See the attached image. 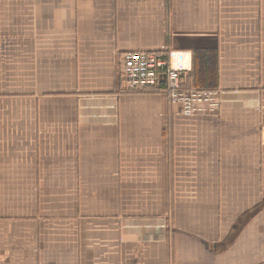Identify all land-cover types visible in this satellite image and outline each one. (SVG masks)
<instances>
[{"label": "crops", "instance_id": "0c3cea01", "mask_svg": "<svg viewBox=\"0 0 264 264\" xmlns=\"http://www.w3.org/2000/svg\"><path fill=\"white\" fill-rule=\"evenodd\" d=\"M0 264H264V0H0Z\"/></svg>", "mask_w": 264, "mask_h": 264}, {"label": "built area", "instance_id": "2783aa9c", "mask_svg": "<svg viewBox=\"0 0 264 264\" xmlns=\"http://www.w3.org/2000/svg\"><path fill=\"white\" fill-rule=\"evenodd\" d=\"M167 49L150 52H128L123 54L122 74L128 91L139 92L157 87L160 74L166 82L163 95L178 107L184 116L215 114L221 106V93L215 89L187 88L181 82L183 66L177 64L176 54Z\"/></svg>", "mask_w": 264, "mask_h": 264}, {"label": "bare ground", "instance_id": "6f19581e", "mask_svg": "<svg viewBox=\"0 0 264 264\" xmlns=\"http://www.w3.org/2000/svg\"><path fill=\"white\" fill-rule=\"evenodd\" d=\"M175 56H176L175 58H176V60H177V62H178V63H177V62H176V63L179 64L178 59H179V57H181L182 55L177 53Z\"/></svg>", "mask_w": 264, "mask_h": 264}, {"label": "trees", "instance_id": "16d2710c", "mask_svg": "<svg viewBox=\"0 0 264 264\" xmlns=\"http://www.w3.org/2000/svg\"><path fill=\"white\" fill-rule=\"evenodd\" d=\"M150 90H152V88H151V89H148V90H146V91H150Z\"/></svg>", "mask_w": 264, "mask_h": 264}]
</instances>
